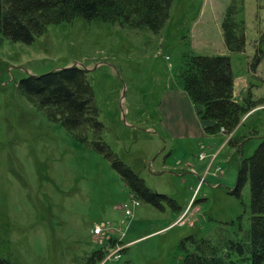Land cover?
Returning a JSON list of instances; mask_svg holds the SVG:
<instances>
[{"label":"rangeland","instance_id":"1","mask_svg":"<svg viewBox=\"0 0 264 264\" xmlns=\"http://www.w3.org/2000/svg\"><path fill=\"white\" fill-rule=\"evenodd\" d=\"M232 1L172 0L159 31L78 17L49 24L31 42L0 34L1 258L89 264L105 247L111 254L98 264H181L204 238L231 250L235 264H252L231 247L248 241L250 182L239 196L230 191L241 160L264 138V57L254 65L258 45L264 50V0H243L246 41L238 52L228 50L221 27ZM216 54L231 58L234 99L255 106L232 133L206 131L182 83L187 56ZM74 64L88 69L104 124L99 140L68 129L19 87L31 74ZM114 155L174 202L132 198ZM123 203L131 211L124 220ZM96 225L128 244L120 259L112 256L117 241L93 233Z\"/></svg>","mask_w":264,"mask_h":264},{"label":"trees","instance_id":"2","mask_svg":"<svg viewBox=\"0 0 264 264\" xmlns=\"http://www.w3.org/2000/svg\"><path fill=\"white\" fill-rule=\"evenodd\" d=\"M171 4L172 0H0V34L12 40L31 42L49 24L72 21L78 17L120 21L123 25L147 26L159 31L169 16ZM242 11L243 0H233L221 22L225 45L232 52L242 51L245 46ZM263 57L264 50L258 45L254 65L260 63ZM181 77L184 89L208 132L224 128L226 133H232L241 116L255 107L234 99V75L228 55L187 56ZM19 87L42 107H50L62 115V123L68 129L90 131L94 138H101L104 124L99 120L88 69L74 64L42 74H31L20 81ZM237 132L232 134L230 143L236 142ZM86 136L82 135L83 139ZM95 143L100 144V149L107 148V154L113 156L103 140H96ZM113 164L128 185L132 198L155 205H161L163 200L174 202L169 195L148 187L138 172L115 155ZM247 182H250L252 212L248 241L232 243L231 247H235L241 255L249 254L252 264H264V138L252 155L241 160L236 188L230 192L239 196ZM178 209L179 212L183 210L182 207ZM104 248L100 247L91 254L89 264H98L105 258L107 250ZM231 254V250L224 252L210 240L197 239L193 250H187L181 264H235L230 259ZM0 264L11 262L0 257Z\"/></svg>","mask_w":264,"mask_h":264},{"label":"built area","instance_id":"3","mask_svg":"<svg viewBox=\"0 0 264 264\" xmlns=\"http://www.w3.org/2000/svg\"><path fill=\"white\" fill-rule=\"evenodd\" d=\"M124 209H125V213L129 214L131 211H130V207L128 206V204H124ZM112 229H109L107 228L106 226L104 225H96L95 228H94V233H96V235H105L107 232H111ZM120 230V229H119ZM105 237H108L111 238L110 234L109 235H105ZM117 246L114 250H117L116 252H114L113 254L115 255L116 258H119L120 257V254L118 253L119 250L121 249V245L120 243L117 241L116 242Z\"/></svg>","mask_w":264,"mask_h":264},{"label":"crops","instance_id":"4","mask_svg":"<svg viewBox=\"0 0 264 264\" xmlns=\"http://www.w3.org/2000/svg\"><path fill=\"white\" fill-rule=\"evenodd\" d=\"M204 124V123H203ZM201 130V128L199 127V131ZM217 158V157H216ZM211 162V161H210ZM215 162V161H214ZM209 165H210V163H209ZM209 165H208V167H209ZM188 169H191V171H194L195 170V168L193 167V166H190ZM206 171H208V168L206 169ZM185 210H182L181 212H184Z\"/></svg>","mask_w":264,"mask_h":264}]
</instances>
